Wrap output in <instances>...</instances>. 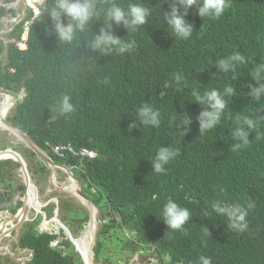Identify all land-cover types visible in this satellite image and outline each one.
I'll use <instances>...</instances> for the list:
<instances>
[{
	"label": "clouds",
	"instance_id": "clouds-1",
	"mask_svg": "<svg viewBox=\"0 0 264 264\" xmlns=\"http://www.w3.org/2000/svg\"><path fill=\"white\" fill-rule=\"evenodd\" d=\"M124 2L0 0V255L6 258L0 264H42V259L48 257H55L59 264H97L98 261L103 264H186L195 256L193 252L187 260H174L160 250L157 243L141 244L139 230L131 226L137 215L130 208L124 211L118 208L119 196L105 197L92 189L87 181L84 166L98 160L99 152L73 139H65L61 144L39 142L33 137L31 128L42 132V120L29 123L21 116L24 109L35 119L33 109L44 107L37 84L45 82L48 73L40 65V52H36V45L42 39V20L52 16L58 39L67 42L63 44H72L77 32L85 31L92 20L90 28L95 29L99 21L90 46L102 54L117 52L123 55L136 48L139 41L135 37L152 15L143 0L138 3L127 0V4H122ZM169 2L171 12L163 15V22L167 23L171 33L177 38L189 39L194 25L187 18L192 16L205 29L203 42L208 50L209 35L217 31L227 13L234 19L244 18L246 14H252L247 10L256 3L255 0ZM62 17H68L69 23L65 25ZM246 38L241 36L233 44L229 56L212 55L217 73L209 72L214 77L202 92L192 90L197 102L196 117L191 120L187 116L178 126L191 124L196 130L186 138H194L195 142L194 149L185 157L184 166L188 172L178 180L181 202L168 200L162 209L161 219L176 234L189 231L192 213L181 204L197 195L196 169L205 165L211 169L218 148L234 153L249 142L256 145L264 142L261 134L255 135L254 131L264 117L251 118L253 107L247 101L253 98L260 102L264 97V64L258 65L264 59L254 54L252 40ZM214 41L220 50L229 39L223 32ZM242 51H249V54L244 55ZM174 79L180 85L185 77L177 72ZM48 86L50 83L45 84L47 89ZM169 86L165 84L166 88ZM55 110L61 115L73 113L76 106L72 97L63 95ZM137 114L136 120L142 125L160 127L161 112L151 104L138 108ZM223 119L225 125L235 121L233 138L237 143L230 145L226 140H219L215 144L208 135ZM48 120L52 125L59 118L50 111ZM134 127L135 120L129 125V131ZM189 131L185 128L180 133L183 136ZM25 152L35 157V164L24 157ZM179 154L177 148L159 147L152 161L154 172L165 173L166 166ZM259 198L264 200V184ZM211 207L227 219L230 228L225 264H264V215L259 216L253 209L255 203L244 207L217 200ZM91 226L95 228L90 240L93 255L88 253L90 248L86 250L80 245ZM128 231H132V236L123 235ZM114 233L122 236L121 242L126 241L130 246H120L126 248V252L110 263L108 258H114L111 249L117 246L111 244ZM209 234L205 227V235ZM13 240L17 241L16 248L10 242ZM8 245L13 254L7 251ZM199 264H212L211 257L201 255Z\"/></svg>",
	"mask_w": 264,
	"mask_h": 264
},
{
	"label": "trees",
	"instance_id": "trees-1",
	"mask_svg": "<svg viewBox=\"0 0 264 264\" xmlns=\"http://www.w3.org/2000/svg\"><path fill=\"white\" fill-rule=\"evenodd\" d=\"M141 1L133 0L132 3ZM143 1L152 15L135 37L139 41L136 48L123 55L117 52L102 54L90 46L99 21L95 29L90 28L93 20L90 21L85 31L77 32L72 44H63L67 42L58 39L52 16L42 20V39L36 45V52H40V65L48 73L47 80L37 84L44 107L33 109L36 120L24 109L21 116L29 123L42 120V132L31 128L33 137L39 142L61 144L65 139H73L99 152L98 160L84 166L87 181L105 197L119 196L118 208L123 211L130 208L137 215L131 226L139 230L141 244L157 243L160 250L174 260H187L194 252L195 256L186 264H199L201 255L211 257L212 264H225L230 228L227 219L216 214L211 205L217 200L244 207L254 202L253 209L259 216L264 215V200L259 198L264 184V142L258 145L249 142L234 153L218 148L211 169L206 165L196 169L197 195L181 204L192 213L187 234L171 232L161 219L162 209L168 200L181 202L178 180L188 172L184 166L185 157L194 149L195 142L194 138H186L196 128L191 124L178 126L187 116L191 120L196 117L197 102L192 90L202 92L214 77L209 72L217 73L212 55L229 56L233 44L241 36H247L246 40H252L254 54L264 59V0H255L252 9L247 10L252 14L244 18L234 19L227 13L217 31L209 35V50L203 42L205 29L197 19L187 18L194 25L189 39L177 38L163 22V15L171 12V2ZM122 4H127V0ZM62 19L65 25L69 23L68 17ZM223 32L229 42L217 50L214 40ZM242 54L248 55L249 51H242ZM259 64H264V60ZM177 72L185 77L180 85L174 79ZM105 80L109 82L106 84ZM49 83L47 89L45 84ZM166 83L170 85L167 88ZM65 94L72 97L76 110L61 115L55 109ZM247 101L253 107L251 118L264 117V97L260 102L253 98ZM31 103L32 100L28 105ZM144 104L160 110L159 128L144 126L136 120L137 109ZM50 111L59 118L52 125L48 120ZM134 120L136 127L129 131ZM235 127V121L225 125L223 119L208 135L215 144L226 140L232 145L237 143L233 138ZM185 128L190 131L182 136L180 132ZM254 131L264 138V120H260ZM161 146L177 148L180 154L166 166L165 173H155L152 161ZM205 227L209 235H205ZM121 240L118 233L112 234L111 244L117 246L111 249L114 258H108L110 263L130 246ZM41 262L59 264L55 257L43 258Z\"/></svg>",
	"mask_w": 264,
	"mask_h": 264
},
{
	"label": "bare ground",
	"instance_id": "bare-ground-1",
	"mask_svg": "<svg viewBox=\"0 0 264 264\" xmlns=\"http://www.w3.org/2000/svg\"><path fill=\"white\" fill-rule=\"evenodd\" d=\"M94 226H95V225H94ZM94 226H91V228L88 230L86 236L83 237V238L80 240V245H81V247H82L83 249L88 250V249L90 248V250H89V252H88L90 255H93L92 248L90 247V240H91L92 235L94 234V230H95Z\"/></svg>",
	"mask_w": 264,
	"mask_h": 264
},
{
	"label": "flooded vegetation",
	"instance_id": "flooded-vegetation-1",
	"mask_svg": "<svg viewBox=\"0 0 264 264\" xmlns=\"http://www.w3.org/2000/svg\"><path fill=\"white\" fill-rule=\"evenodd\" d=\"M24 157L31 163V164H35L36 163V160H35V157L31 154H28V153H23ZM13 243V246L16 248L17 247V241L13 240V241H10ZM9 242L5 243L4 246H6ZM7 251H9L10 254H13L11 251H10V245L7 246ZM9 257V256H7ZM3 259H6L4 258L2 255H0V262L3 260Z\"/></svg>",
	"mask_w": 264,
	"mask_h": 264
},
{
	"label": "rangeland",
	"instance_id": "rangeland-1",
	"mask_svg": "<svg viewBox=\"0 0 264 264\" xmlns=\"http://www.w3.org/2000/svg\"><path fill=\"white\" fill-rule=\"evenodd\" d=\"M73 231H74V233H76L75 230H73ZM132 234H133L132 231H128V232H124V233H123V235L126 236V237H130V236H132ZM73 256H76V255L73 254ZM97 264H103V262H99V261H98Z\"/></svg>",
	"mask_w": 264,
	"mask_h": 264
}]
</instances>
